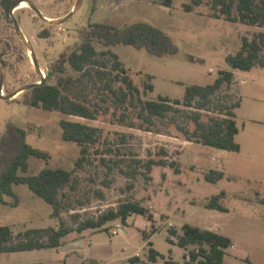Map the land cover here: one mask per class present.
Wrapping results in <instances>:
<instances>
[{
	"label": "rangeland",
	"instance_id": "1",
	"mask_svg": "<svg viewBox=\"0 0 264 264\" xmlns=\"http://www.w3.org/2000/svg\"><path fill=\"white\" fill-rule=\"evenodd\" d=\"M1 1L3 93L10 94L27 83L40 81L41 76L30 49L17 34L10 12ZM32 1L48 18H59L67 15L77 0ZM162 1L83 0L80 8L62 24L42 20L30 6L16 8L14 15L31 41L45 75L63 51H70L81 41L82 31L91 22L124 28L136 21H147L161 27L177 45V53L156 56L125 44L110 48L140 86L144 99H156L158 95L183 98L187 85H206L215 81L220 70H232L233 81L213 95L209 107L201 110V119L224 116L228 107L239 103L233 109L240 127L235 137L240 151L188 140L185 130L195 128L192 119L194 111H198L195 107L175 105L165 117H154L151 130L139 126L142 122L139 108L114 102L110 92L103 89V81L95 75L73 86L74 93L86 97L97 110L96 118L92 119L31 106L23 102L27 91L11 99L0 97V140L10 124L18 125L27 129L29 143L51 154L49 161L31 156L26 173L57 166L74 171L72 183L61 190L64 208L59 216H51L52 205L25 183L14 185L18 205L0 201V225H10L15 232L61 223L73 228L58 247L0 252V264H185L187 248L179 246L176 236L169 231L174 228L180 233L185 222L232 239L233 245L226 249L225 264H264V66L240 70L226 61L228 54L241 48L243 36L251 39L264 27L214 17L210 0H204L193 11L183 7L191 0H174L172 6L162 5ZM96 45L99 51L109 48ZM68 74L79 75L68 67L65 73L52 72L48 82L55 83L60 75ZM145 81H152L154 89L145 92ZM119 84L117 80L114 85ZM62 118L99 128L98 142L90 144L88 160L77 170L74 169L80 146L62 138ZM161 157L174 161L180 170L177 172L170 164L154 165L148 173L137 162ZM133 169L136 172L132 173ZM210 169L223 170L225 175L215 183L209 182L205 174ZM221 190L226 191L221 202L228 210L206 207L208 199ZM124 201L141 202L156 220L153 223L147 219L149 226L139 227L137 220L141 216L133 214L127 222L108 221L103 229L77 230L78 221L98 217ZM116 224L126 226L112 233ZM150 243L160 252L156 261L148 258ZM135 256L137 260L133 259Z\"/></svg>",
	"mask_w": 264,
	"mask_h": 264
},
{
	"label": "trees",
	"instance_id": "2",
	"mask_svg": "<svg viewBox=\"0 0 264 264\" xmlns=\"http://www.w3.org/2000/svg\"><path fill=\"white\" fill-rule=\"evenodd\" d=\"M16 1L18 0H2L1 2L6 11L10 12L11 6ZM173 1L163 0L161 4L172 6ZM203 2L204 0H191L185 2L183 7L186 11H193ZM210 3L214 17L264 27V0H210ZM83 31L81 41L70 51H63L51 68V73H65L70 67L79 75H60L55 83L47 82L37 85L27 91L23 102L64 114L96 118L97 110L88 103L86 97L81 98L73 91L75 83L82 81L85 77L95 75L103 81V89L110 92L114 102L126 104L128 108L132 106L139 108L138 114L142 118L139 126L151 130L149 126L154 123V117H165L175 108V105L195 107L198 109L192 114L195 128L192 131L185 130L188 140L229 151H240L241 145L235 138L240 127L233 109L239 106V103L228 107L224 116H210L207 121L201 119V110L209 107L213 95L225 84L233 81L234 72L232 70H220L219 76L212 83L187 85L183 98L158 95L156 99H144L141 96L140 86L134 81L119 55L110 47L125 44L138 49H146L156 56L175 54L178 47L167 32L147 21H136L124 28L105 22H91L89 27ZM97 43L109 48L99 51ZM0 59H2L1 56ZM226 61L232 68L240 70H251L257 65L264 66V31L256 33L251 39L243 36L241 48L234 54H228ZM109 62H112L111 69H109ZM148 76L152 78L151 74ZM113 77L114 80H112ZM117 80L120 84L115 86ZM153 89L154 83L145 81V92ZM145 124L148 125L145 126ZM60 126L62 138L75 141L80 146V155L75 161L74 170H77L83 167L88 160L86 154L90 144L98 142L99 128L67 118L60 120ZM131 126H135L134 123ZM27 135V129L10 124L1 137L0 201L14 206L18 205L19 197L14 185L25 183L35 194L52 205L51 216H59L64 208L60 193L74 180V171L57 166L44 167L38 173L27 174L31 156L42 157L47 161L51 158L49 151L29 143ZM137 162L142 163L148 173L152 171L154 165H176L174 161H168L164 157L149 158L147 161L138 159ZM175 170L178 172L180 169L175 166ZM131 172H136V170L133 169ZM224 175L223 170L210 169L205 174V179L215 183ZM225 194V190L213 194L205 206L227 211L228 208L221 202ZM133 214L142 215L153 223L156 220L154 213L141 202L124 201L117 208L109 209L98 217L78 221L77 230L82 232L86 229H103L108 221L120 219L127 222L129 216ZM71 231L73 228L64 223L59 226L28 227L19 232H15L10 225H0V252L58 247L63 242L62 238ZM169 231L171 236H176V243L179 246L187 248L184 254L185 264H191L193 261L199 264H225L226 249L233 245L229 236L190 222L182 225L180 233L174 228H170ZM155 232L156 229H153V233ZM171 236L168 239L173 242ZM150 244L148 258L150 261H156L160 252L152 246V243ZM190 246L193 247L189 248ZM133 259L137 260L138 257L135 256ZM170 262L174 263L173 260Z\"/></svg>",
	"mask_w": 264,
	"mask_h": 264
},
{
	"label": "water",
	"instance_id": "3",
	"mask_svg": "<svg viewBox=\"0 0 264 264\" xmlns=\"http://www.w3.org/2000/svg\"><path fill=\"white\" fill-rule=\"evenodd\" d=\"M23 1H25L26 4L28 6H30L42 20H44L50 24H62L80 8L83 0H77L74 8L67 15H65L63 17H59V18H48L47 16H45L42 13L41 9L32 0H19L15 4H13V6L10 9V15H11V18L13 20L16 32L19 35V37L25 42L27 47L30 49L32 61L35 65L37 72L41 76V80L37 81V82L27 83V84L23 85L22 87H20L19 89L15 90L14 92H12L10 94H4L3 89H4V80H5V65H4L3 61L0 59V97H2L3 99H11V98L19 95L23 91H28L37 85L45 84L48 82V79L51 75V71L48 73V75H45V73L40 68L39 61L37 59V55H36V52L33 48V45L31 43V41H29V39L25 35V33H24V31L20 25V22L18 21V19L14 15V10L16 8H18Z\"/></svg>",
	"mask_w": 264,
	"mask_h": 264
},
{
	"label": "crops",
	"instance_id": "4",
	"mask_svg": "<svg viewBox=\"0 0 264 264\" xmlns=\"http://www.w3.org/2000/svg\"><path fill=\"white\" fill-rule=\"evenodd\" d=\"M137 215H139V214H137ZM132 216V215H131ZM131 216H129V217H131ZM141 216V218H140V220L138 221L137 220V223L139 224V227H146V226H149V222H148V220H147V218H144L142 215H140ZM129 220V219H128ZM127 220V221H128ZM128 234V233H127ZM149 240H150V238H149ZM66 256H69V253L68 252H66Z\"/></svg>",
	"mask_w": 264,
	"mask_h": 264
},
{
	"label": "built area",
	"instance_id": "5",
	"mask_svg": "<svg viewBox=\"0 0 264 264\" xmlns=\"http://www.w3.org/2000/svg\"><path fill=\"white\" fill-rule=\"evenodd\" d=\"M123 226H126V225H123ZM123 226L120 224H116L114 228L112 229V233H118L120 230H122Z\"/></svg>",
	"mask_w": 264,
	"mask_h": 264
},
{
	"label": "bare ground",
	"instance_id": "6",
	"mask_svg": "<svg viewBox=\"0 0 264 264\" xmlns=\"http://www.w3.org/2000/svg\"><path fill=\"white\" fill-rule=\"evenodd\" d=\"M20 7H28V5L26 4L25 1H23L18 8H20Z\"/></svg>",
	"mask_w": 264,
	"mask_h": 264
},
{
	"label": "flooded vegetation",
	"instance_id": "7",
	"mask_svg": "<svg viewBox=\"0 0 264 264\" xmlns=\"http://www.w3.org/2000/svg\"><path fill=\"white\" fill-rule=\"evenodd\" d=\"M20 8H22V7H20Z\"/></svg>",
	"mask_w": 264,
	"mask_h": 264
}]
</instances>
